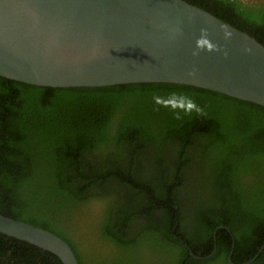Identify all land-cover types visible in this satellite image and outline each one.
<instances>
[{"label": "trees", "instance_id": "16d2710c", "mask_svg": "<svg viewBox=\"0 0 264 264\" xmlns=\"http://www.w3.org/2000/svg\"><path fill=\"white\" fill-rule=\"evenodd\" d=\"M185 1L264 45L263 2ZM0 214L60 236L79 264H245L264 245V107L179 84L0 77ZM0 264L62 262L0 233Z\"/></svg>", "mask_w": 264, "mask_h": 264}, {"label": "water", "instance_id": "95a60500", "mask_svg": "<svg viewBox=\"0 0 264 264\" xmlns=\"http://www.w3.org/2000/svg\"><path fill=\"white\" fill-rule=\"evenodd\" d=\"M0 77L50 88L179 84L264 107V45L185 0H0ZM0 233L79 264L45 229L0 214Z\"/></svg>", "mask_w": 264, "mask_h": 264}, {"label": "clouds", "instance_id": "9594fccd", "mask_svg": "<svg viewBox=\"0 0 264 264\" xmlns=\"http://www.w3.org/2000/svg\"><path fill=\"white\" fill-rule=\"evenodd\" d=\"M205 35H206L205 33L202 34L201 40L204 39ZM200 42H201V41L198 40V41H197V44L199 45ZM166 106H167V105H166ZM171 106L174 107V108L177 107V105H176L175 103H173ZM180 107H181V108H184V105H180ZM194 109H196V105H195V103L192 102V101H188V102H187V107L185 108V110H186V111H192V110H194ZM197 110H198V109H197Z\"/></svg>", "mask_w": 264, "mask_h": 264}, {"label": "rangeland", "instance_id": "374dc122", "mask_svg": "<svg viewBox=\"0 0 264 264\" xmlns=\"http://www.w3.org/2000/svg\"><path fill=\"white\" fill-rule=\"evenodd\" d=\"M244 2H251V1H261V2H263L264 3V0H243Z\"/></svg>", "mask_w": 264, "mask_h": 264}, {"label": "flooded vegetation", "instance_id": "af4514ba", "mask_svg": "<svg viewBox=\"0 0 264 264\" xmlns=\"http://www.w3.org/2000/svg\"><path fill=\"white\" fill-rule=\"evenodd\" d=\"M243 1V0H242ZM244 2V1H243ZM247 3V2H246Z\"/></svg>", "mask_w": 264, "mask_h": 264}]
</instances>
